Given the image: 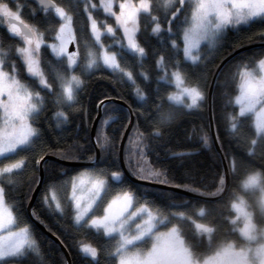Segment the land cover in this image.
I'll return each mask as SVG.
<instances>
[{
    "label": "snow or ice",
    "instance_id": "6c2138e0",
    "mask_svg": "<svg viewBox=\"0 0 264 264\" xmlns=\"http://www.w3.org/2000/svg\"><path fill=\"white\" fill-rule=\"evenodd\" d=\"M36 2L46 22L50 21L46 27L22 19L25 5L16 3L13 8L12 0H0V26L16 38L15 44L0 57V264H23L30 253L39 255L31 226L27 222L19 226V214L8 203V192L16 188L17 178L28 169L37 148L42 151L45 147L38 122L49 101L55 108V127L61 129L70 119L68 110L80 104L86 78L105 70L121 82H130L138 99L146 101L135 78L139 75L145 81L150 79L143 70L146 46L138 39L141 14L151 19V34L161 44L160 49L153 50L154 56L160 52L155 59L156 79L174 84L178 92L169 93L167 99L188 109L199 107L205 99L201 85L188 84L184 71L189 64L198 67L208 59L202 54L201 45L213 49L228 31L264 26V0H165L167 29H162L164 21L158 13L154 14L158 0H138L135 4L121 0L119 12L113 10V0H99V4L85 0L83 11L90 33L87 36L78 34L74 13L57 0ZM99 10L104 19L98 18ZM36 11L33 9V16ZM108 17H113L115 24L109 23ZM165 31L167 36L163 35ZM258 35L264 40V30ZM105 38L111 43L106 44ZM69 45H75L76 50L70 51ZM128 57L136 61L139 73L131 69ZM229 75V83L235 89L228 101L234 105L227 115L229 134L246 150L247 157L264 158V52L236 66ZM156 95L160 96L159 88ZM112 119L108 117L102 123L108 125ZM169 119L162 114L160 124ZM161 135L159 128L150 134L153 138ZM128 139L125 164L131 168L130 156L145 159L150 145L148 137L138 129ZM201 140L205 146L209 142L207 136ZM95 146L101 154L110 152L114 147L112 137L98 129ZM186 155L191 153H172L176 158ZM229 157V166L216 174L215 191L186 186L200 196L228 197L230 211L221 217L222 223L198 220L189 211L178 210L175 204L160 206L155 199H146L149 194L124 187L123 172H109L95 162L91 169L76 176L68 177L65 171L66 178L56 182L66 188L70 185L66 202L52 186L45 188L41 199L49 212L70 220L75 231L87 229L101 238L103 243L98 245L79 243L89 264H100L101 256L106 257L107 264H264V168H252L251 160L244 158L238 168V154L227 153L225 159ZM61 158L80 159L67 153ZM44 159L40 155L36 165ZM137 167L139 170L133 174L138 180L170 183L164 165L149 166L147 171ZM230 177L238 182L237 186L229 184ZM113 181L118 182L114 194ZM31 183L29 192L34 191ZM32 214L40 219L35 209ZM197 216H205L204 207Z\"/></svg>",
    "mask_w": 264,
    "mask_h": 264
},
{
    "label": "trees",
    "instance_id": "16d2710c",
    "mask_svg": "<svg viewBox=\"0 0 264 264\" xmlns=\"http://www.w3.org/2000/svg\"><path fill=\"white\" fill-rule=\"evenodd\" d=\"M61 6L65 7L70 12L74 13L76 21V29L78 34L90 36L87 29V16L83 11L85 0H57ZM98 4L99 0H93ZM16 3L25 5L22 10V19L27 23H40L41 27H46V18L39 5L30 0H12V7L15 8ZM165 0H158L157 6L154 8V14L158 13L162 23V29H167L168 24L164 20ZM33 9H37L33 16ZM94 15H97L96 10H93ZM170 15V14H169ZM102 10H99L98 18L103 17ZM109 22H113L112 18H107ZM141 30L138 33V39L143 46H146L147 56L143 59V70L150 74L149 81H145L139 75H136L137 83L142 91H144L146 101L138 99L133 90V85L125 80L121 82L120 78L114 76L108 71H97L92 76L86 78V87L80 93V104L73 109L68 110L69 121L61 129L55 127V121L52 119V113L55 108L52 102L49 101L48 108L41 113L39 118V126L41 127L44 136L45 147L41 151L37 148L32 155L28 169L17 178L16 188L8 192V203L12 204L19 214V226H23L25 222L31 226L33 239L39 250V255L30 253L29 258L24 260L23 264H67L66 258L59 246L48 238L46 234L41 232L37 225L33 223L27 213L26 207L30 199L26 196L32 195L33 191L29 192V183L33 189L36 188L39 177V167L35 160L40 155H51L56 158L76 163L74 166H66L57 161L48 160L43 163V180L37 197L32 205L36 210L40 219L32 216L40 222L46 229L56 236L68 251L70 264H89V258L85 257L79 250L80 242H87L93 245L102 244L100 237L87 229L75 231L71 226V221L60 217L59 214L49 212L42 202V195L45 188L52 186L57 192V195L66 202L68 187L62 186L57 181H63L66 177L76 176L77 173L84 169L93 167L95 159V147L91 140V122L97 115V106L101 101L107 99H115L123 101L133 113L134 121L126 138L125 145H128L129 135H135V131L144 133L148 137L147 143L150 149L147 153V159L152 166L164 165L168 168L169 184H163L181 189L180 192H175L170 189L156 188L148 185L140 184L132 181L124 174L121 164L119 163V141L123 136L124 130L128 125L129 114L125 107L113 103L106 102L102 106V114L97 121L94 140L96 143L97 130L100 126V121L103 116L113 115L114 118L107 125L105 132L112 137L114 147L110 152L101 154L99 149V159L95 163L110 171L119 170L123 172L125 178L124 187L130 186L133 191L149 194L146 199H155L158 205L162 206L165 203L175 204L178 210L189 211L194 218L205 221H215L222 223L221 217L227 216L230 211L228 197L222 194V197L200 196L188 190V187L197 188L201 191H215V184L218 182L217 173L223 171L222 162L214 148L213 139L210 133V123L208 116L207 95L209 84L212 79V74L218 67L219 63L227 57L231 52L241 47H248L239 53L232 56L218 71L212 91H211V112L213 119V127L219 148L222 151L223 158L227 153L238 154L237 167H240V159L244 158L251 160V167L255 169L264 168V158L257 155L256 157H247L245 149L240 148L232 139L228 131V113L233 111L234 105H229L228 101L231 96L235 95L234 87L229 83L231 77L230 71H234L236 66L241 63H247L250 58L258 56L264 52V40L260 38L258 33L264 30V26L253 25L251 29L245 31H228L221 42L213 49H208L203 46V55L208 59L202 62L198 67L188 65L184 71L187 73L188 84L199 83L203 89L205 99L200 103L199 107L188 109L181 105H177L167 99L168 94L175 90L174 84H166L163 81L158 82L157 72L155 67L156 56L159 51L153 55L154 49H160L161 44L157 36L151 34V19L144 14L140 18ZM81 29L83 32L81 33ZM119 34V33H118ZM163 35L167 36L165 31ZM251 37V39H249ZM110 39L105 38V42ZM16 42V38L10 37L6 28L0 26V57H3ZM170 54V53H169ZM181 59L183 55L181 52ZM129 64L134 73L141 71L137 66L136 61L132 57H128ZM26 75V74H25ZM159 88L160 96L156 95ZM186 101V98H185ZM161 107L157 109L156 105ZM162 114L170 116V119L165 123L160 124ZM159 128L162 135L157 138L150 136L154 129ZM114 134V135H113ZM202 136L208 137V144L205 146L201 140ZM72 146L73 151L69 148ZM82 146V147H78ZM123 148V160L125 164V152ZM191 153L180 158L172 156V153ZM67 153L73 156H79L78 160L62 159L61 156ZM92 158V159H90ZM231 157L226 160L227 167L229 166ZM7 162V161H5ZM125 167L130 174V167L125 164ZM240 180L243 179V169H240ZM131 175V174H130ZM132 176V175H131ZM35 178V179H33ZM113 184V192L116 191L118 182ZM237 181L229 178V184L233 187L237 186ZM178 185V186H176ZM188 186V187H186ZM18 189V191L16 190ZM232 189L230 188V191ZM201 207L205 208V216L203 218L197 216ZM234 215V213H233ZM43 221V223L41 222ZM191 231V229H188ZM238 237V233L236 234ZM100 264H107L106 257L101 256Z\"/></svg>",
    "mask_w": 264,
    "mask_h": 264
},
{
    "label": "water",
    "instance_id": "95a60500",
    "mask_svg": "<svg viewBox=\"0 0 264 264\" xmlns=\"http://www.w3.org/2000/svg\"><path fill=\"white\" fill-rule=\"evenodd\" d=\"M30 1H32V2H34V3H36L37 4V2H36V0H30ZM38 5V4H37ZM246 48H248L247 46L246 47H241V48H238V49H236L235 51H233V52H231L227 57H225L220 63H219V65H218V67L216 68V70L214 71V73L212 74L213 76H212V79H211V82H210V84H209V89H208V95H207V105H208V116L207 117H209V123H210V133H211V137H212V139H213V143H214V148H216V150H217V153H218V155H219V157H220V160H221V162H222V166H223V170H224V168H227V164H226V160H225V158H223L224 156H223V154H222V151H221V149L219 148V144H218V141H217V138H216V134H215V130H214V125H213V119H212V112H211V91H212V87H213V85L212 84H214V81H215V77H216V75H217V73H218V71H219V69L232 57V56H234L235 54H237V53H239V51H242V50H244V49H246ZM71 49H73V48H71ZM108 101H111V102H113V103H117V104H119V105H121V106H123V107H125L126 108V110L128 111V114H129V122H128V125H127V127H126V129L124 130V133H123V136H122V138H121V141H119L120 142V144H119V160H120V164H121V167H122V170H123V172H124V174L125 175H127L132 181H134V182H137V183H140V184H144V185H148V186H151V187H156V188H163V189H170V190H173V191H175V192H180V191H182L181 189H179V188H176V187H171V186H167V185H163V184H156V183H149V182H144V181H141V180H138V179H136L135 177H133V176H131L129 173H128V171H127V169H126V167H125V165H124V163H122L123 162V156H122V154H123V147H124V144H125V141H126V138H127V136H128V133H129V130L131 129V127H132V124H133V121H134V116H133V113H132V111L130 110V107L129 106H127L123 101H121V100H115V99H107V100H103V101H101V102H103V103H99L98 104V107H97V115L95 116V118H94V120H93V122H91L92 123V127H91V140H92V142H93V144H94V147H95V160L93 161V163L94 162H96L97 160H98V157H99V149L95 146V141H94V133H95V129H96V125H97V121L99 120V118H100V116H101V114H102V106L106 103V102H108ZM45 157V159H44V161H48V160H53V161H57V162H59V163H61V164H63V165H66V166H74V165H76V163H73V162H69V161H64V160H61V159H58V158H56V156L54 157V156H51V155H45L44 156ZM44 161H42L41 162V164L39 165V166H37V167H39V177H38V180H39V183L36 185V188L34 189V191H33V193H32V195H31V198H30V200H29V202H28V204H27V207H26V210H27V213H28V215H29V217H30V219L29 220H31L33 223H35L36 225H37V228H39V230L41 231V232H43L44 234H46L47 236H48V238H51V240H53L58 246H59V249L62 251V253L64 254V256H65V258H66V261H67V264H70V258H69V254H68V251L67 250H65L66 248L64 247V245L61 243V241L56 237V236H54L52 233H50L49 232V230H45L46 228L43 226V225H41L40 224V222H38V220H36L33 216H32V213H31V209H32V205H33V203H34V201H35V199H36V197H37V194H38V191H39V187H41V184H42V180H43V163H44Z\"/></svg>",
    "mask_w": 264,
    "mask_h": 264
},
{
    "label": "rangeland",
    "instance_id": "374dc122",
    "mask_svg": "<svg viewBox=\"0 0 264 264\" xmlns=\"http://www.w3.org/2000/svg\"><path fill=\"white\" fill-rule=\"evenodd\" d=\"M121 2V0H113V10L114 11H116V12H119V3ZM138 2V0H132V3H137ZM93 3H95V2H93ZM98 4H99V2H98ZM102 13H103V11H102ZM94 14V13H93ZM104 15V14H103ZM87 18V17H86ZM108 18H112V20H113V22H109V23H112V24H115V20H114V18L113 17H108ZM99 19H104V16L103 17H100ZM119 35V34H118ZM106 44L107 43H111V40H108V41H106L105 42ZM203 46H205V45H201V48L203 47ZM71 48H73V49H71ZM69 50L70 51H74V50H76V46L75 45H69ZM178 92V89L176 88V86H175V90L172 92V93H177ZM100 103V102H99ZM98 103V104H99ZM98 107V106H97ZM101 117V116H100ZM108 117H112V118H114V116L113 115H108V116H103L102 117V119H101V121H100V126H99V129H102L104 132H105V129H106V127H107V125H104L102 122L104 121V120H106ZM113 120V119H112ZM111 120V121H112ZM110 122V121H109ZM98 123V122H97ZM91 127H92V124H91ZM97 133V132H96ZM94 136H95V133H94ZM95 141V140H94ZM129 142V141H128ZM120 144V143H119ZM129 144V143H128ZM124 148V147H123ZM118 152H119V150H118ZM96 154V153H95ZM96 156V155H95ZM118 156H119V153H118ZM122 156H123V154H122ZM98 159H99V157H98ZM130 159H131V161H132V164H131V168H130V174L133 176V177H135V175L133 174V172L134 171H138L139 170V168L137 167V165H139L140 167H143L144 169H145V171H147V169L149 168V166H152L150 163H149V161H148V159H147V157L145 158V159H140L138 156H130ZM95 160V159H94ZM93 160V161H94ZM98 161V160H97ZM120 161V160H119ZM123 162H124V160H123ZM122 162V163H123ZM125 165V164H124ZM86 178V177H85ZM136 178V177H135ZM141 181H144V180H141ZM144 182H149V181H144ZM149 183H152V182H149ZM156 184H159V183H156ZM70 191V185L68 186V192ZM191 192H194V191H191ZM194 193H196V192H194ZM68 194V193H67ZM197 194V193H196ZM83 243H87V242H83Z\"/></svg>",
    "mask_w": 264,
    "mask_h": 264
}]
</instances>
